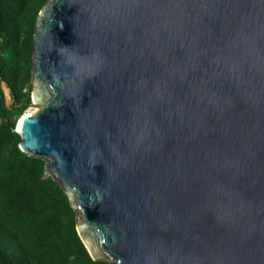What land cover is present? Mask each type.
Here are the masks:
<instances>
[{
	"label": "water",
	"instance_id": "water-1",
	"mask_svg": "<svg viewBox=\"0 0 264 264\" xmlns=\"http://www.w3.org/2000/svg\"><path fill=\"white\" fill-rule=\"evenodd\" d=\"M18 147L107 264H264V0H47Z\"/></svg>",
	"mask_w": 264,
	"mask_h": 264
},
{
	"label": "trees",
	"instance_id": "trees-1",
	"mask_svg": "<svg viewBox=\"0 0 264 264\" xmlns=\"http://www.w3.org/2000/svg\"><path fill=\"white\" fill-rule=\"evenodd\" d=\"M46 1L0 0V264H107L91 259L45 161L18 147L16 124L32 105L35 21Z\"/></svg>",
	"mask_w": 264,
	"mask_h": 264
},
{
	"label": "rangeland",
	"instance_id": "rangeland-1",
	"mask_svg": "<svg viewBox=\"0 0 264 264\" xmlns=\"http://www.w3.org/2000/svg\"><path fill=\"white\" fill-rule=\"evenodd\" d=\"M1 87H2V90H3L4 95H5V98H6V103H7L8 106H10L11 103H12V100H11V97H10V90L6 87V85H5L4 83H2ZM34 108H39V107H38V105H34V104H32V105H31V106L25 111V113H29V112H31Z\"/></svg>",
	"mask_w": 264,
	"mask_h": 264
},
{
	"label": "bare ground",
	"instance_id": "bare-ground-1",
	"mask_svg": "<svg viewBox=\"0 0 264 264\" xmlns=\"http://www.w3.org/2000/svg\"><path fill=\"white\" fill-rule=\"evenodd\" d=\"M26 114H28V113H26Z\"/></svg>",
	"mask_w": 264,
	"mask_h": 264
}]
</instances>
